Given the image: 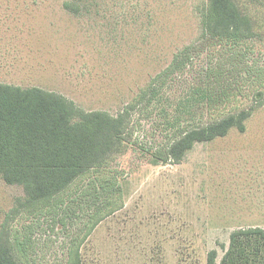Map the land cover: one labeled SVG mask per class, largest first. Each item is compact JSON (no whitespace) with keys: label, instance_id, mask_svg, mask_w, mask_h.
Returning <instances> with one entry per match:
<instances>
[{"label":"rangeland","instance_id":"374dc122","mask_svg":"<svg viewBox=\"0 0 264 264\" xmlns=\"http://www.w3.org/2000/svg\"><path fill=\"white\" fill-rule=\"evenodd\" d=\"M235 2L250 25L251 13L257 23L226 43L243 61L263 63L264 0ZM206 5L207 0H0V83L57 93L86 112L116 117L130 110L129 129L137 126L142 136L144 105L133 101L186 48L199 46L194 52L204 58ZM234 106L215 119L249 111L244 132L233 128L223 138L196 144L179 164H153L134 150L108 160V170L122 173V208L87 237L82 264H205L212 250L218 263L233 231L264 228V87L236 97ZM75 187L59 196L60 206L14 216L23 190L0 179V230L5 224L25 241L29 264H64L68 249L82 238L80 214L66 217Z\"/></svg>","mask_w":264,"mask_h":264},{"label":"trees","instance_id":"16d2710c","mask_svg":"<svg viewBox=\"0 0 264 264\" xmlns=\"http://www.w3.org/2000/svg\"><path fill=\"white\" fill-rule=\"evenodd\" d=\"M63 7L75 12L69 3ZM256 23L251 13L250 25L235 0H207L202 37L209 45L204 58L194 52L199 46L186 48L133 101L144 105L142 136L137 126L129 129L130 110L116 117L86 112L57 93L0 83V179L21 187L24 194L16 200L14 216L62 205L59 196L76 185L74 201L66 202V217L79 213L86 231L68 249L64 264H82L80 248L87 237L122 208V173L107 169L113 155L134 150L153 164H179L196 144L223 138L233 128L244 132L251 112L219 119L215 114L236 109V97L264 87V62L252 57L243 61L239 50L232 51L233 43H226L252 32ZM184 74V86L175 89ZM26 256L25 241L3 224L0 264H29ZM205 264H264V228L233 231L219 262L212 250Z\"/></svg>","mask_w":264,"mask_h":264}]
</instances>
